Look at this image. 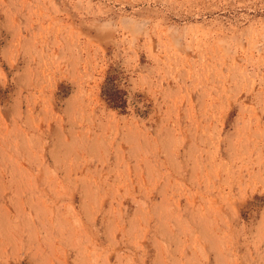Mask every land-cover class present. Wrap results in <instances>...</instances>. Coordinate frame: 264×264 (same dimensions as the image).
<instances>
[{
	"label": "rangeland",
	"instance_id": "374dc122",
	"mask_svg": "<svg viewBox=\"0 0 264 264\" xmlns=\"http://www.w3.org/2000/svg\"><path fill=\"white\" fill-rule=\"evenodd\" d=\"M0 264H264V0H0Z\"/></svg>",
	"mask_w": 264,
	"mask_h": 264
}]
</instances>
